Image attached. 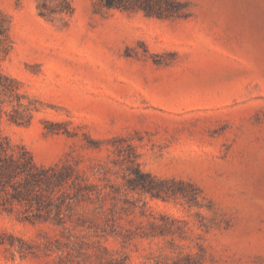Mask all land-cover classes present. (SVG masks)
<instances>
[{
	"label": "rangeland",
	"instance_id": "obj_1",
	"mask_svg": "<svg viewBox=\"0 0 264 264\" xmlns=\"http://www.w3.org/2000/svg\"><path fill=\"white\" fill-rule=\"evenodd\" d=\"M176 1L159 18L94 0H0V71L32 108L29 123L3 116L0 134L39 164L108 166L120 188L126 152L142 171L184 181L174 186L186 197L119 196L132 237L103 243L124 264H264V0ZM0 231L56 233L1 210ZM79 250L95 261L94 248ZM58 253L21 258L0 246V264Z\"/></svg>",
	"mask_w": 264,
	"mask_h": 264
},
{
	"label": "trees",
	"instance_id": "obj_2",
	"mask_svg": "<svg viewBox=\"0 0 264 264\" xmlns=\"http://www.w3.org/2000/svg\"><path fill=\"white\" fill-rule=\"evenodd\" d=\"M94 1L97 6L142 10L145 15L159 18L173 15L180 5L176 0ZM8 22L7 15L0 10V52L9 42ZM23 97L18 91L17 79L0 71V121L6 116L16 124L30 122L32 108L22 103ZM122 161L126 167L123 188H120L109 183L108 173L112 169L108 166L98 163L85 168L78 160L67 157L49 165L39 164L23 144H13L6 135L0 134V210L15 214L21 221L49 224L56 231L54 236L45 233L40 240L30 241L0 231V246L12 254L19 253L21 258L59 252L54 263L45 261L42 264H124L103 243L109 235L121 236L123 241L132 237L129 231L120 230L119 219L123 212H128L123 206L122 210L116 207L117 200L121 199L119 196L129 201L125 196L138 192L166 200L177 195L186 197L188 192L181 185L174 186L184 181L168 180L142 171L133 152L122 154ZM140 213L145 215L143 210ZM140 235L149 234L141 232ZM84 246L94 248V262L85 263L77 258L79 249Z\"/></svg>",
	"mask_w": 264,
	"mask_h": 264
}]
</instances>
